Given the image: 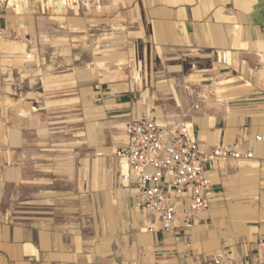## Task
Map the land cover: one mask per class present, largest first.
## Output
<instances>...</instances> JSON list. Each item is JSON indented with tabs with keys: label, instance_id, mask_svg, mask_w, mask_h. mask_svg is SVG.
Masks as SVG:
<instances>
[{
	"label": "crops",
	"instance_id": "1",
	"mask_svg": "<svg viewBox=\"0 0 264 264\" xmlns=\"http://www.w3.org/2000/svg\"><path fill=\"white\" fill-rule=\"evenodd\" d=\"M116 1L0 9V36L34 56L3 85L0 264H264V0ZM142 117L252 153L213 166L191 230L150 233L121 186L114 155Z\"/></svg>",
	"mask_w": 264,
	"mask_h": 264
},
{
	"label": "built area",
	"instance_id": "2",
	"mask_svg": "<svg viewBox=\"0 0 264 264\" xmlns=\"http://www.w3.org/2000/svg\"><path fill=\"white\" fill-rule=\"evenodd\" d=\"M41 14L80 12L100 15L106 0H35ZM226 54L221 52V63ZM127 142L116 149L123 188L133 191L132 206L150 218V233L167 234L178 229L191 230L200 214L209 208L213 194L211 172L219 162L251 158L236 147L207 148L177 130H166L150 117L129 122L125 128ZM259 142L264 138L257 137ZM264 248V237L257 242Z\"/></svg>",
	"mask_w": 264,
	"mask_h": 264
},
{
	"label": "rangeland",
	"instance_id": "3",
	"mask_svg": "<svg viewBox=\"0 0 264 264\" xmlns=\"http://www.w3.org/2000/svg\"><path fill=\"white\" fill-rule=\"evenodd\" d=\"M12 0H0V9H4V7L8 6V4L11 5L10 8L13 7V9L16 12H23L27 13L30 8H33L36 15H40L37 13L38 7L37 5H34L36 1L34 0H28L29 4L27 6H23L21 0H14V2H10ZM111 0H106L102 3L103 7L108 4ZM115 1V0H114ZM24 4V3H23ZM119 0L115 2V6L119 5ZM120 6V5H119ZM23 7L27 9H23ZM108 11L107 14L111 13L112 8H106ZM58 15H60L59 11L57 10ZM104 13V8L101 9L100 17ZM42 15V14H41ZM50 16V15H49ZM52 16V15H51ZM54 16V15H53ZM99 17V16H98ZM109 18H98L96 21V24H94V28L98 27H108L110 26L108 23ZM50 24H48L49 26ZM114 28H120V26L116 24H111ZM0 42L3 43L0 47V132L1 128L3 127L4 122L8 119L9 114V107H13V101L5 97L4 87L6 79L13 82L14 78H16L15 69L18 71L22 68V65L25 63V60H33L34 56L30 55V52L27 50V42H22V40L17 38H2L0 36ZM25 44V46H24ZM28 54V55H27ZM46 59V57H44ZM15 68V69H14Z\"/></svg>",
	"mask_w": 264,
	"mask_h": 264
},
{
	"label": "bare ground",
	"instance_id": "4",
	"mask_svg": "<svg viewBox=\"0 0 264 264\" xmlns=\"http://www.w3.org/2000/svg\"><path fill=\"white\" fill-rule=\"evenodd\" d=\"M23 3H24L25 6H27L29 4V1L28 0H23ZM40 10H41V13H43L45 11V5L44 4L41 5V9ZM57 10L59 11V13H61L60 7ZM1 45H3L2 42H0V47H1Z\"/></svg>",
	"mask_w": 264,
	"mask_h": 264
}]
</instances>
